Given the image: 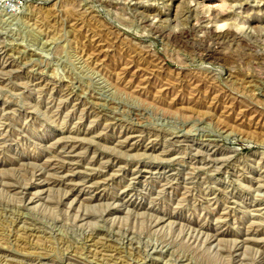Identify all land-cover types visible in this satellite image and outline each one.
Returning a JSON list of instances; mask_svg holds the SVG:
<instances>
[{
  "label": "rangeland",
  "instance_id": "1",
  "mask_svg": "<svg viewBox=\"0 0 264 264\" xmlns=\"http://www.w3.org/2000/svg\"><path fill=\"white\" fill-rule=\"evenodd\" d=\"M0 264H264V0H0Z\"/></svg>",
  "mask_w": 264,
  "mask_h": 264
}]
</instances>
